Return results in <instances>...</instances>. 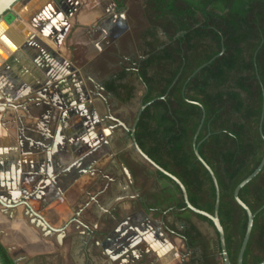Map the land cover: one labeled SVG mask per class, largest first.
<instances>
[{
    "label": "crops",
    "instance_id": "obj_1",
    "mask_svg": "<svg viewBox=\"0 0 264 264\" xmlns=\"http://www.w3.org/2000/svg\"><path fill=\"white\" fill-rule=\"evenodd\" d=\"M130 2L126 1L123 11H116L113 0H19L5 14L19 19L29 34L11 19L0 20V42L8 50L0 47V199L8 204L0 203V242L15 264H57L58 257L64 264L85 260L88 264H127L130 260L134 264H186L184 240L168 229L170 223L179 229L180 223L149 208L155 203L150 195L158 190L149 182L141 192L134 184L131 165L137 159L130 154L120 156L130 143L126 136L117 142L118 135L129 128V109L102 85L115 71L111 69L123 50L120 22ZM43 36L55 47L43 42ZM102 141L105 151L89 169L80 168L76 182L69 184L73 163L83 165L80 158L86 155V146ZM94 168L100 169V176ZM22 198L34 212L42 211L53 227L60 214L64 221L84 204L88 205L79 219L91 225L132 216L126 228H116L123 236L127 232L126 239L133 238V245L127 257L118 260L108 254V248L107 252L97 248L96 254L89 251L84 257L78 254L82 227L72 224L58 233L48 230L18 203ZM141 201L148 206L142 208ZM194 218L210 239L213 228ZM105 229L103 237L109 231ZM70 234L68 255L62 238Z\"/></svg>",
    "mask_w": 264,
    "mask_h": 264
},
{
    "label": "trees",
    "instance_id": "obj_2",
    "mask_svg": "<svg viewBox=\"0 0 264 264\" xmlns=\"http://www.w3.org/2000/svg\"><path fill=\"white\" fill-rule=\"evenodd\" d=\"M126 1L113 0L115 10L123 11ZM142 12L146 24L138 32L137 54L112 72L103 88L128 103L136 96V82L143 85L139 100L144 107L134 130L138 146L183 183L194 207L212 214L213 181L192 146L203 107L197 149L216 177L219 221L229 260L236 264L246 213L235 201L233 190L255 168L263 152L259 122L264 98V0H143ZM261 131L264 136V110ZM154 172L167 184L150 195L155 203L149 208L157 214L166 210L164 215L181 222L179 229L173 223L168 227L184 240L190 251L188 262L221 264L211 220L186 207L177 183L158 169ZM161 193L165 197L159 201ZM238 196L251 212L264 203V165L239 189ZM191 216L212 226L214 241L198 229ZM263 259L264 206L253 216L242 264ZM0 263L15 264L1 242Z\"/></svg>",
    "mask_w": 264,
    "mask_h": 264
},
{
    "label": "water",
    "instance_id": "obj_3",
    "mask_svg": "<svg viewBox=\"0 0 264 264\" xmlns=\"http://www.w3.org/2000/svg\"><path fill=\"white\" fill-rule=\"evenodd\" d=\"M19 0H0V20H4V21H8V19L6 18V16H8V14L6 15L5 13H7V11H11L13 10V7L15 6V4L18 2ZM14 25H16V27L18 29H21L24 31V33L29 34L31 33V31L26 28L24 26V24L18 19L16 21H14L13 19H11ZM41 39L43 40V42H45L47 45H49L50 47H55V44L50 42L46 37H41ZM56 43H59V38L56 39ZM0 47H2L5 51H8L3 44L0 42ZM222 51V49H221ZM220 51V52H221ZM219 54V53H218ZM216 55H214L213 57H211L208 61L200 64L198 67H196L189 75V77L187 78V80L189 78H191L199 69H201L203 66H205L206 64H208ZM159 97H163V96H159ZM5 102H7V105H10V101L9 100H5ZM3 102L0 101V104H2ZM201 106V105H200ZM144 107V104L141 103V101L139 102V107L135 113V116L133 118L132 124L130 126L129 129V139H130V143L132 148L135 150V152L137 153V155L142 158L147 164H149L150 166H152L154 169H158L160 170L162 173H164L165 175H167L169 178H171L175 183L178 184L184 203L186 205V207H188L189 209H191L193 212L195 213H199L202 214L204 216H206L207 218H209L213 224V228L216 230L217 235H218V242H219V247H220V254H221V260H222V264H231L228 254H227V250H226V246H225V238H224V231H223V227L219 221V216H218V206H219V188H218V184H217V180L216 177L212 171V169L209 167V165L203 160V158L200 156L198 149H197V143H196V136L198 134V131L201 127V124L203 122L204 119V109L201 106V110H202V115L200 118V122L199 125L194 133V136L192 138V146H193V151L194 154L196 156V158L204 165V167L207 169V171L209 172L212 181H213V185L215 188V202H214V208H213V213H208L204 210H201L197 207H194L188 200V196H187V192L185 189V186L183 185V183L173 174H171L170 172H168L167 170L163 169L162 167H160L157 163H155L151 158H149L147 156V154H145L142 149L138 146L136 139H135V135H134V130H135V125L137 123V120L139 118V115L142 111ZM263 110H264V98H263V102H262V110H261V116H260V122H259V131H260V135L262 137L263 140V152H262V156L260 158V161L258 162V164L255 166V168L248 174L246 175L241 181H239L237 183V185L235 186L234 190H233V197L235 199V201L244 209L245 213H246V227H245V231L242 237V241L238 250V254H237V261L236 264H242V258H243V253L250 235V231H251V227H252V222H253V216L254 214L260 210L263 206L264 203L255 211V212H251V210L249 209V207L239 198L238 196V192L239 189L246 183L248 182L252 177H254L259 170L262 168V166L264 165V136L262 134L261 131V121L263 118ZM120 122V121H119ZM121 123V122H120ZM107 128L105 129V132H107ZM47 168H49V166L47 165ZM66 172L64 171L63 175L61 176V178H63V180L66 178ZM0 203L2 205H8L7 203H5L4 201H2L0 199ZM18 203L23 204L26 206L27 209H29L30 212H32L34 215H36L40 221L43 223V225H45V227L47 229H51V230H61L60 228H52L48 225V223L44 220V218L41 215H38L36 212H34L32 210V208L28 205V203L26 202L25 198H22ZM10 205V204H9ZM12 206V205H11ZM188 252V251H187ZM264 263V259L261 260L260 262H258L257 264H263ZM1 264V263H0Z\"/></svg>",
    "mask_w": 264,
    "mask_h": 264
},
{
    "label": "flooded vegetation",
    "instance_id": "obj_4",
    "mask_svg": "<svg viewBox=\"0 0 264 264\" xmlns=\"http://www.w3.org/2000/svg\"><path fill=\"white\" fill-rule=\"evenodd\" d=\"M119 126L122 127V125L120 124ZM129 128H126L125 131L123 132V134L121 133L120 135H118L117 137V142L120 144L123 140V137L126 136V138L129 137ZM123 131V129L121 130ZM89 144V143H88ZM87 149L86 150V155H83L82 153V157L80 158V161L82 160V164H78L77 161H75L73 163V171L72 174L69 176L68 179V183H73L76 182V178L78 176V174L81 171V169L83 168L85 169H89L90 165L92 164V161L98 159L101 156V153L104 152L106 146H105V141L103 142H99V143H95V144H89L88 146H86ZM89 167V168H88ZM81 168V169H80ZM94 173L97 174V176H100L101 171L99 168H94L93 169ZM92 178V177H91ZM95 181V179H92L91 182ZM90 182V183H91ZM89 188V185L88 187ZM165 197V194H159L158 198L160 199V201H162ZM92 201V200H91ZM88 204H84L80 209H78V207L75 210H79L76 211L78 213H76L75 211L72 213V215H69L67 218L64 219V221L61 220V214L60 216H56L57 220H56V227H53L51 225H49L50 227L56 229V228H60L61 230L57 231L54 230L55 232H61L63 231V229H65L66 227L71 226L72 224H78L80 227L83 228V232H82V237L80 239V244L78 247V254H82L84 257L87 256V254L89 253V251L92 253H97L98 249H103L105 252H107L106 248H108L109 252L108 254H112V256L114 257V259L118 260L120 257H127L128 255V249L131 247V245H133V243H131L130 240L131 239H126L128 237H126L127 232L126 229L124 230L125 234L123 236V234L121 233L120 230H117V228L120 226L122 227V229L125 227H127V225H129L131 222V218L132 216L126 215L123 216L122 219L116 220V218L114 220H104V223L102 224L100 220H98L95 225H91L90 223L84 222L83 219H79V213H81V211H84L86 209V206ZM141 206L142 208H146L148 206L147 201H141ZM162 208V207H161ZM86 212V211H85ZM42 211H39L37 214L42 216ZM88 216H92V213L90 212H86ZM160 213L165 214L166 210H162ZM44 217V216H42ZM45 220V219H44ZM46 221V220H45ZM47 222V221H46ZM179 222L180 225L182 226L180 221H176ZM48 223V222H47ZM118 225V227L116 228V226ZM107 228L109 231L108 233H105L104 235H106V237H103L104 232H107V230L105 229ZM181 228V227H180ZM169 230H171L168 227ZM51 230V229H48ZM171 232L176 235L179 236L178 233L176 231L171 230ZM62 241H67V243L70 245L71 242V234L70 235H64L62 238ZM70 247H67V254L69 255L70 253ZM135 261H128L127 264H134ZM83 264H88L87 261L85 260L83 262ZM143 264V263H141Z\"/></svg>",
    "mask_w": 264,
    "mask_h": 264
},
{
    "label": "rangeland",
    "instance_id": "obj_5",
    "mask_svg": "<svg viewBox=\"0 0 264 264\" xmlns=\"http://www.w3.org/2000/svg\"><path fill=\"white\" fill-rule=\"evenodd\" d=\"M125 13H126L125 17L122 18V20L120 22V29L122 32L121 40L123 43V46H122L123 50L120 52V58L118 59V61H120V62L119 63H118V61L114 62V66L112 67L111 70H117L121 64H126L131 57H133L137 54V47H138V41H139L138 32L146 24L144 18L142 17V14H141V0H131V2L129 4V9ZM6 18L8 20L12 19V17H8V16H6ZM134 44H136V46ZM104 70H105V72L110 71V69H104ZM136 84H137V86H136L135 98L131 102L123 103V105H122L124 108L129 109V111H128L129 114L128 113L126 114L127 115L126 119L128 120L129 127L132 124L134 115H135V113L139 107V102H140L139 99H140V96L144 90V87L140 82H136ZM123 107H120L121 112H123V110H122ZM122 118L123 117L119 118L120 122H122ZM126 128H128V127L126 126ZM126 148H127V146H126ZM129 154L132 155L133 157H135L138 161L136 163L133 162V164L131 163V165H134L133 167H135L134 168L135 170H133L134 184L136 186H139L141 192H143L145 190V187L147 185H149V182L152 185V187L154 189H157V190L163 184H165V183L167 184L166 180H164V179L159 180L156 177L155 172H154V168L152 166H150L149 164H147L142 158H140L137 155L135 150L132 148L131 143H129V147L127 148L126 152H120V156L128 158ZM170 217H171L172 222L176 221V220H174L172 215H170ZM194 217L195 216H191V218H194ZM195 218H197V217H195ZM201 221H203V220H201ZM204 222H206V221H204ZM208 227L212 228V226H210L209 224H208ZM204 235L207 236L208 234L205 233ZM210 240H212V241L215 240L214 231H212V236H210ZM64 246L70 247V245L67 243V241H66V243H64L63 247ZM185 249L186 248L183 247V249L180 250V253H184ZM189 253H190V251L188 250L186 264H190L188 262ZM58 258H57V264H64V261H63L64 259L61 258L59 260ZM221 264H222V260H221Z\"/></svg>",
    "mask_w": 264,
    "mask_h": 264
},
{
    "label": "bare ground",
    "instance_id": "obj_6",
    "mask_svg": "<svg viewBox=\"0 0 264 264\" xmlns=\"http://www.w3.org/2000/svg\"><path fill=\"white\" fill-rule=\"evenodd\" d=\"M13 27V26H12ZM14 28V27H13Z\"/></svg>",
    "mask_w": 264,
    "mask_h": 264
}]
</instances>
